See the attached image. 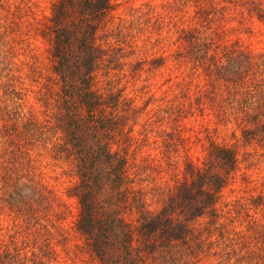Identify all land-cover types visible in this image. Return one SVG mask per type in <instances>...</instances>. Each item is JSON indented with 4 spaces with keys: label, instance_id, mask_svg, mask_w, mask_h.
<instances>
[{
    "label": "trees",
    "instance_id": "1",
    "mask_svg": "<svg viewBox=\"0 0 264 264\" xmlns=\"http://www.w3.org/2000/svg\"><path fill=\"white\" fill-rule=\"evenodd\" d=\"M177 1L166 9L178 10ZM180 2L192 3L194 13L190 27L179 30L175 61L188 74L206 80L203 95L219 88L220 96L237 106L244 145L257 143L264 152V52L222 38L229 19L225 5L243 14L246 9L256 11L262 20V2ZM118 6L116 0L54 3L44 33L58 87L48 125L24 112L27 88L13 74L14 62L1 52L0 44V63L8 67L2 69L8 71L7 82L0 84V204L17 220L12 242L0 245V264L57 261L51 242L57 234L48 221L55 215L64 220L60 207H69L56 205L63 202L33 177L34 153L41 150L70 162L75 170L77 181L68 191L78 207L74 228L94 264H194L212 249L219 264H264V194L238 202L241 213L245 209L241 230L228 227L230 218L219 208L240 166L235 147L211 142L203 163L187 162L182 180L161 194L158 208L148 203L149 192L137 187L154 184L156 164L146 160L131 171L138 142L135 127L142 113L114 86L112 71L122 66L124 47L110 45L108 37L122 43L124 38L105 29ZM163 54L153 60L156 66L165 60ZM229 213L240 217L237 211Z\"/></svg>",
    "mask_w": 264,
    "mask_h": 264
},
{
    "label": "rangeland",
    "instance_id": "2",
    "mask_svg": "<svg viewBox=\"0 0 264 264\" xmlns=\"http://www.w3.org/2000/svg\"><path fill=\"white\" fill-rule=\"evenodd\" d=\"M56 1L0 0L1 52L14 62L13 74L21 77L23 86L27 88L24 112L47 125L51 124L58 87L49 56L50 43L44 33ZM116 1L119 6L105 31L124 38L122 43L110 36L108 42L110 45L122 44L125 59L117 71H112L114 86L134 100L142 113L135 127L138 142L134 145L131 171L135 172L146 160L156 164L154 184L140 183L137 187L149 192L148 203L153 209L158 208L164 199L161 194L182 180L186 163H203L211 142L235 147L240 166L223 191L219 208L224 216L230 218L226 221L228 227L243 229L245 221L241 216L245 209L242 208L241 213L237 204L249 196L264 194V152L257 143L251 147L244 145L237 106L222 98L219 88L210 89L203 95L207 92L206 80L200 74H188L174 59L179 45L176 44L179 30L192 24L193 4H183L178 0V10L175 7L170 12L166 8L173 5V0ZM255 1L262 2L264 7V0ZM225 6L229 7V10L224 9L229 19L224 24L227 29L222 35L224 41L228 40V44L239 41L248 50L264 52V18L258 19L256 11L246 9L243 14L241 10L237 12L234 6ZM214 31L218 32L217 26ZM125 35L129 38L123 37ZM162 53L165 60L156 66L153 60H157ZM6 67L0 63V84L7 82L8 71H2ZM100 79L103 80V77ZM200 95L203 98H199ZM37 153H34L36 176L33 177L63 202H56V205L67 204L69 207H60L66 213L64 220L60 221L55 215L51 219L55 226L48 221V226H52L57 234L56 238H51L58 253L55 264H94L74 228L77 201L68 193L77 181L73 166L70 162L55 159L48 150ZM231 211L235 214L237 211L236 215L240 217H232ZM15 221V215L5 204H0L1 246L12 242ZM23 235L21 232V238ZM214 252L215 249H212L194 264H219Z\"/></svg>",
    "mask_w": 264,
    "mask_h": 264
}]
</instances>
